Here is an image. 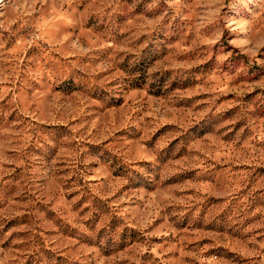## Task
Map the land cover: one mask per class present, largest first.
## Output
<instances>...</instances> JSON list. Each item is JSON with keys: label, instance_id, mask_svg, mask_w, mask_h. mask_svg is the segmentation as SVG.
Here are the masks:
<instances>
[{"label": "rangeland", "instance_id": "rangeland-1", "mask_svg": "<svg viewBox=\"0 0 264 264\" xmlns=\"http://www.w3.org/2000/svg\"><path fill=\"white\" fill-rule=\"evenodd\" d=\"M152 2L88 0L89 57L20 53L0 264H264V0Z\"/></svg>", "mask_w": 264, "mask_h": 264}, {"label": "clouds", "instance_id": "clouds-1", "mask_svg": "<svg viewBox=\"0 0 264 264\" xmlns=\"http://www.w3.org/2000/svg\"><path fill=\"white\" fill-rule=\"evenodd\" d=\"M157 2L158 0H153L147 7L151 10L156 7ZM250 4H253L252 0L244 4L245 9L250 11L248 8ZM88 7V0H0V18H2L0 19V29H2L0 31V101H3L8 93L15 98L17 83L24 85V80L20 76V65L24 63L20 58L21 52L29 49L43 52L70 48V56L89 57L93 54V47L87 39L81 40L79 36L78 9L87 10ZM167 15L168 13L165 12L156 22L144 26L145 34L149 38L155 31H159L163 37L168 35L169 25L165 19ZM87 18L91 19V16ZM161 42L163 43V40ZM144 46L146 47L147 44L145 43ZM37 85L42 87L41 82L36 80V83L31 85L32 91L39 100L43 101ZM26 87L28 86L25 85L20 91H24ZM60 107L68 110L71 106H57V111ZM0 135L4 137L0 139V147L12 144L19 138V133L14 132L11 127L0 129ZM3 251L0 249V252Z\"/></svg>", "mask_w": 264, "mask_h": 264}]
</instances>
